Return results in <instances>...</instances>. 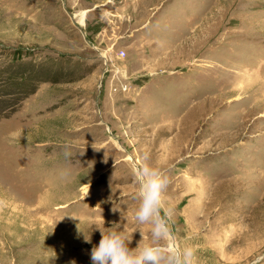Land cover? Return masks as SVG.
<instances>
[{
    "label": "rangeland",
    "instance_id": "obj_1",
    "mask_svg": "<svg viewBox=\"0 0 264 264\" xmlns=\"http://www.w3.org/2000/svg\"><path fill=\"white\" fill-rule=\"evenodd\" d=\"M145 155L162 246L264 264V0H0V264H92L97 228L150 241Z\"/></svg>",
    "mask_w": 264,
    "mask_h": 264
},
{
    "label": "clouds",
    "instance_id": "obj_2",
    "mask_svg": "<svg viewBox=\"0 0 264 264\" xmlns=\"http://www.w3.org/2000/svg\"><path fill=\"white\" fill-rule=\"evenodd\" d=\"M67 155V153H66ZM145 155L143 162L136 166L134 177L138 184L135 219L141 224L151 225L150 241L144 233L136 247H130L132 238L114 228H97L100 240L90 252L92 264H193L194 250L190 245L183 248L162 246L172 233L170 220L172 211L164 207L163 196L169 183L166 172L151 166ZM74 218V217H73ZM91 243L90 238H85Z\"/></svg>",
    "mask_w": 264,
    "mask_h": 264
},
{
    "label": "built area",
    "instance_id": "obj_3",
    "mask_svg": "<svg viewBox=\"0 0 264 264\" xmlns=\"http://www.w3.org/2000/svg\"><path fill=\"white\" fill-rule=\"evenodd\" d=\"M121 56H124L125 55V52L124 51H121V53H119ZM121 89L126 91L128 89V85L127 84H123L121 85Z\"/></svg>",
    "mask_w": 264,
    "mask_h": 264
},
{
    "label": "bare ground",
    "instance_id": "obj_4",
    "mask_svg": "<svg viewBox=\"0 0 264 264\" xmlns=\"http://www.w3.org/2000/svg\"><path fill=\"white\" fill-rule=\"evenodd\" d=\"M84 13L81 16V20L83 21ZM130 159V158H129ZM172 247H176V245H173Z\"/></svg>",
    "mask_w": 264,
    "mask_h": 264
}]
</instances>
